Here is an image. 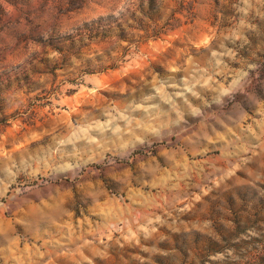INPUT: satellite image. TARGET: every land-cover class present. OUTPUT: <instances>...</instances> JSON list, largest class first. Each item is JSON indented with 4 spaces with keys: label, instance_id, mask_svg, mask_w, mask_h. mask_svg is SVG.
I'll list each match as a JSON object with an SVG mask.
<instances>
[{
    "label": "rangeland",
    "instance_id": "obj_1",
    "mask_svg": "<svg viewBox=\"0 0 264 264\" xmlns=\"http://www.w3.org/2000/svg\"><path fill=\"white\" fill-rule=\"evenodd\" d=\"M142 1L0 0V264H264V0Z\"/></svg>",
    "mask_w": 264,
    "mask_h": 264
},
{
    "label": "trees",
    "instance_id": "obj_2",
    "mask_svg": "<svg viewBox=\"0 0 264 264\" xmlns=\"http://www.w3.org/2000/svg\"><path fill=\"white\" fill-rule=\"evenodd\" d=\"M158 2V0H143L140 6L135 9V11H131L132 16H130L128 19L134 20L140 24L139 30L146 33V38L148 40L158 39L163 34H167V32H164V28L160 27V24L164 19V7L162 3L159 4ZM182 3L185 4L187 2L186 0H182ZM101 22H104V20H100V26L102 25ZM94 24H96V22H94ZM91 28L94 27H90L89 30Z\"/></svg>",
    "mask_w": 264,
    "mask_h": 264
}]
</instances>
